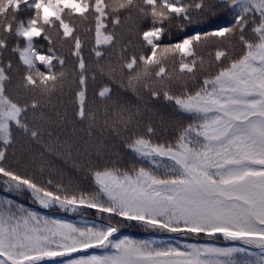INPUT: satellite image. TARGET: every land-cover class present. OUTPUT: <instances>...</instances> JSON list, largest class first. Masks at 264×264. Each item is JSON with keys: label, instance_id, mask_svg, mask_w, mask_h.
Masks as SVG:
<instances>
[{"label": "snow or ice", "instance_id": "snow-or-ice-1", "mask_svg": "<svg viewBox=\"0 0 264 264\" xmlns=\"http://www.w3.org/2000/svg\"><path fill=\"white\" fill-rule=\"evenodd\" d=\"M0 264H264V0H0Z\"/></svg>", "mask_w": 264, "mask_h": 264}, {"label": "trees", "instance_id": "trees-1", "mask_svg": "<svg viewBox=\"0 0 264 264\" xmlns=\"http://www.w3.org/2000/svg\"><path fill=\"white\" fill-rule=\"evenodd\" d=\"M44 214L59 216L61 218H65V219L71 220L74 223H79L80 222V217H78V216H72L70 214L67 215V216H64L61 213H51V212H45ZM136 238L143 239V238H147V237L146 236H143V235L136 234Z\"/></svg>", "mask_w": 264, "mask_h": 264}]
</instances>
